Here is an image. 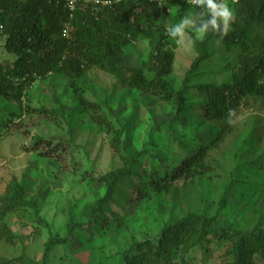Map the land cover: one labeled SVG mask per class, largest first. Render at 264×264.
Here are the masks:
<instances>
[{
	"label": "trees",
	"instance_id": "1",
	"mask_svg": "<svg viewBox=\"0 0 264 264\" xmlns=\"http://www.w3.org/2000/svg\"><path fill=\"white\" fill-rule=\"evenodd\" d=\"M74 5L70 11L65 0H0V44L11 57L0 61V106L17 102L13 110L0 108V120L8 123L22 113L52 116L53 112L49 114L44 107L21 108L16 95L36 80L50 76L52 85L55 80L66 84V90L87 114L82 117L83 124L112 130L103 115H91L96 114L99 105L84 96V79L92 69L114 75L129 90L166 103L175 112L146 131L143 141L138 131L123 129L124 141L116 137L109 144L120 163L104 174L95 172L94 162L86 158L88 168L82 180L100 189L102 195L84 206L86 223L75 222L69 216L64 234L53 233L44 218L38 217V224L49 235L40 264H48L51 249L66 245L78 232H85L95 242L96 224L104 232L112 224L106 213L116 224L123 223L130 211L150 205L153 196H171L174 202L179 195L176 182H190L197 193L195 182L199 178L218 182L222 188H218V201L201 208L199 204L204 202L199 197V202L188 205L192 211L188 209L174 222L166 221L154 238L133 239L126 250L113 257V264H171L175 251L187 253L211 243L220 248L225 245L223 264H264V229L258 228L264 221V148L260 147L264 127L258 126L262 118L257 120L251 115L235 131L238 139L232 153L227 154L235 162L233 168L219 172L217 157V151L235 133L234 121L241 108L264 113V0L230 1L234 20L226 35L210 31L203 40H195L188 30L195 58L176 85L171 80L175 55L168 49L175 41L166 28L188 12L201 9L181 1L176 9V5L156 0H75ZM147 10L160 14L163 20L149 25L150 18H139ZM168 15L171 19L166 22ZM140 42L148 55L142 67H135L127 59ZM56 96L54 93L55 100ZM230 111L234 115L229 116ZM32 138L30 150L40 149L44 158H59L71 144L55 142V138ZM242 156L254 159L241 160ZM241 188L249 191L244 202L247 210L237 213V226L222 227L218 218L233 205ZM131 189L136 195L133 205ZM252 197L258 201L251 202ZM128 204L131 206L127 208ZM112 207L123 214L114 213ZM25 208L39 213L38 205L25 200L24 189L14 183L11 194L0 199V240L6 237L12 244L14 236L3 219ZM248 218L257 221L251 230L247 229ZM24 262L39 264L28 259ZM14 263L15 259L0 258V264Z\"/></svg>",
	"mask_w": 264,
	"mask_h": 264
},
{
	"label": "rangeland",
	"instance_id": "2",
	"mask_svg": "<svg viewBox=\"0 0 264 264\" xmlns=\"http://www.w3.org/2000/svg\"><path fill=\"white\" fill-rule=\"evenodd\" d=\"M180 1L190 4L189 0H172L169 3L176 5ZM230 1L234 2V0H226L228 4ZM176 6V9L179 8ZM180 12L183 13V10ZM142 17H146V21L150 18L147 21L149 25L154 22L157 25L163 20L160 14L151 10L140 13L139 18ZM170 19L168 15L165 21L168 22ZM2 48L0 44V61L4 62L11 57ZM168 49H171L175 55L171 80L176 85L182 80L189 62L195 58V53L190 47L188 35L183 43L173 42ZM147 55V48L144 43L140 42L135 44L127 60L132 66L142 67ZM50 80V76L38 79L29 89L16 92V95L19 96L21 108L44 107L49 114L53 112L54 115L46 118L45 114L19 113L22 116L11 122L6 123L5 120H0V199L10 195L12 184L16 183L24 189L25 200L36 203L39 208L38 214L32 209L25 208L7 214L3 219L14 238L12 244L6 241V237L0 240V258L15 259L14 264H25L26 259L40 264L49 235L43 225L38 224V217L44 218L53 233L59 231L64 234L69 216L75 222L86 223L82 215L84 206L102 195L100 189L86 185V182L82 180L85 169L88 168L87 157L94 162V171L104 174L114 168L115 164L120 163L109 144L116 137L124 141L123 129L133 133L138 131L140 141H143L146 131L170 119L175 112L166 103L129 90L114 75L92 69L84 79L86 88L84 96L88 101L99 105V109L94 111L96 114L91 113V115H103L107 121L106 125H109L112 130L106 126L96 127L92 123L85 125L82 117L87 114L80 109L72 93L66 90V84L55 80V84L52 85ZM54 93L57 95L56 100L53 97ZM16 103L13 100L9 106L2 105L0 108L13 110V107L17 106ZM1 115L0 112V118ZM251 115L257 120L262 118L258 126L260 129L264 127L263 112H249L241 108L234 121V132L239 131ZM236 135V132L233 133L222 149L217 151V157L220 158L218 171L222 174L228 172L235 164L227 154L232 153L233 146L238 139ZM34 136L55 138V142L69 141L71 144L59 158L55 155L44 158L38 152L40 149L36 152L30 150ZM128 145L133 151V144ZM260 147L264 148V142ZM259 153L260 151L255 154V157ZM240 159L251 161L254 158L242 156ZM195 183L197 193L190 182H176L175 187L179 190V195L174 202L171 196L165 198L153 196L150 205L139 206L130 211L123 223L116 224L111 215L106 213L105 216L112 224L106 228V232L99 227V224H96L98 235L95 242L87 238L85 232H78L66 245L54 246L49 253L47 263L113 264L115 262L113 257L118 252L126 250L133 239L141 241L145 237L154 238L166 221H176L189 209L191 203L195 201L197 203L202 198L204 204L200 203L199 206L204 208L206 204L218 201L220 196L218 182L213 184L199 178ZM133 191L131 189L129 193L132 205V200L136 199ZM237 192L236 200L232 199L233 205L230 204L218 218V223L222 227L237 226V213L247 208L244 202L249 197V191L241 188ZM251 200V202L258 201L253 197ZM176 203L178 206L175 205ZM131 204H128L127 208ZM112 209L114 213L123 214L116 207ZM191 209L189 210L192 211ZM195 212L198 213L197 210ZM206 214H211V211L206 210ZM255 223H257L256 220L248 218L247 229L254 228ZM258 228L264 229V221ZM93 233L96 235V231ZM224 248V244L220 248L211 243L207 248L195 247L187 253L177 250L171 264H223ZM19 257L22 261L16 260Z\"/></svg>",
	"mask_w": 264,
	"mask_h": 264
},
{
	"label": "clouds",
	"instance_id": "3",
	"mask_svg": "<svg viewBox=\"0 0 264 264\" xmlns=\"http://www.w3.org/2000/svg\"><path fill=\"white\" fill-rule=\"evenodd\" d=\"M156 1L169 3L172 0ZM189 2L201 11H190L179 22L168 25L166 28L167 35L177 44L185 41L188 30L194 33L195 40H203L210 31L219 32L222 35L228 33L234 20V11L226 0H189ZM232 115L234 113L230 111L229 116Z\"/></svg>",
	"mask_w": 264,
	"mask_h": 264
},
{
	"label": "built area",
	"instance_id": "4",
	"mask_svg": "<svg viewBox=\"0 0 264 264\" xmlns=\"http://www.w3.org/2000/svg\"><path fill=\"white\" fill-rule=\"evenodd\" d=\"M66 5L68 6L69 10L72 11L74 9L75 0H65Z\"/></svg>",
	"mask_w": 264,
	"mask_h": 264
}]
</instances>
